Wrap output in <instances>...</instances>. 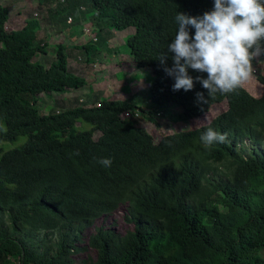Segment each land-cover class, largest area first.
<instances>
[{
	"label": "trees",
	"instance_id": "trees-1",
	"mask_svg": "<svg viewBox=\"0 0 264 264\" xmlns=\"http://www.w3.org/2000/svg\"><path fill=\"white\" fill-rule=\"evenodd\" d=\"M85 1H58L49 16ZM87 1L97 20L95 38L70 50L51 45L49 63L34 59L47 53L36 35L39 18L9 30V10L0 2V264H77L74 256L88 247L95 250L90 264H264V91L257 97L242 85L202 104L196 93L208 98V90L194 79L192 90L173 91L174 78L159 61L176 34L177 12L202 16L214 0ZM129 27L133 32L115 46H124L135 68L154 74L145 90L148 120L173 106L178 112L171 120L185 121L225 102L211 127L225 142L206 145L200 139L206 130L155 141L121 117L143 110L127 94V81L123 99L93 93L83 68L75 67L76 52L84 53L85 67L102 59V49L103 64H118L113 31ZM189 33L194 38L191 26ZM22 62L26 69L17 67ZM172 63L169 57L167 66ZM189 75L207 78L191 69ZM82 89L91 95L80 104L75 95L45 112L37 105L38 94ZM26 135L45 139L44 146L18 144ZM104 158L110 167L99 163ZM121 205L132 229L95 225Z\"/></svg>",
	"mask_w": 264,
	"mask_h": 264
},
{
	"label": "rangeland",
	"instance_id": "rangeland-1",
	"mask_svg": "<svg viewBox=\"0 0 264 264\" xmlns=\"http://www.w3.org/2000/svg\"><path fill=\"white\" fill-rule=\"evenodd\" d=\"M58 1L59 0H0V2H3L9 10V18L5 23V27L9 30L20 29L25 24L27 18L34 20L39 18L41 25L36 31V35L41 44L47 43L44 46L47 53L42 54L41 51H39L34 59H39L44 63H49L51 61V45L64 44L68 46L67 50H70L72 48L70 44L74 45L92 41L90 38H95L93 31L98 27L95 24L97 20L93 14L94 10L91 8L92 5L87 0L85 1L86 4L82 3L74 8H69L65 12H61L60 16L58 14L49 16L50 11H55V6ZM58 17L62 21H58ZM103 24V29L106 30V24ZM74 26L77 27V31L76 29H73ZM80 29H82L81 34L75 36L74 34L78 33ZM132 32V27L126 28L123 31H113L114 37L111 39V46L114 47L115 45L124 44L125 37ZM114 51L122 53L120 56H116L117 61H119L120 58L118 64H112L111 66L103 64L102 62L106 60V52L105 49H102V51L97 54L101 55L102 59L97 60V58H95V62L86 67L84 53L76 52L80 59H78L77 56L75 59L79 60L81 63L79 62L75 67L83 68L82 71L85 74L86 81L89 82L90 86L93 88V93H97L100 98L123 99L126 94L123 92L121 86L127 81L126 84H128V86L125 87L127 94L130 96L134 95L135 101L139 100L136 104L143 110L136 109L134 114L124 112L122 116L134 120L137 125L143 127L148 133H150L155 141L160 140L162 137L169 139H182L194 134L202 133L209 127L213 126L212 118L224 109L225 102L216 103L211 105L206 112L203 111L201 114L192 116L185 121L174 122L171 120L172 114L176 115L178 107L176 110L171 106L170 112L172 114L160 111L158 114L156 113L151 117L155 120H148V114L146 112L144 113L148 108L149 101L146 96V93L148 92L145 90L154 74L149 71L150 68H135L132 55L126 53L124 46H117ZM252 63L254 67L253 76L249 81L245 82L243 86L252 95L258 97L264 91V57L254 59ZM16 65L21 69H26L28 67V64L25 62L17 63ZM70 65H72V63H70ZM119 71L121 73L120 75H117L116 73ZM122 71L125 72V76ZM135 73L138 75L137 77H133ZM78 91H68L60 94L49 92L38 94L37 105L43 110V112H45L55 108L54 101L59 98L61 99V97L67 99L75 98L77 96L79 101L77 103L80 104L82 101H87V96L91 95L90 92L86 93L87 89ZM94 136L96 137L97 134L94 133ZM17 143L29 144L31 147H41L44 146L45 139L26 135L19 138ZM14 145H16V143L10 144V146ZM261 150L264 151V144L261 146ZM124 213L125 206L121 205L108 217H102L95 220V225L98 226L103 224L112 227L118 233H124L126 230L132 229V225L125 222L123 218ZM92 231V226L85 231L83 245H87V237ZM12 253L13 251L11 254ZM262 256H264V251L262 252ZM88 257L95 259V250L90 247L74 256L77 264H90L87 259ZM83 260H85V262H83Z\"/></svg>",
	"mask_w": 264,
	"mask_h": 264
},
{
	"label": "clouds",
	"instance_id": "clouds-1",
	"mask_svg": "<svg viewBox=\"0 0 264 264\" xmlns=\"http://www.w3.org/2000/svg\"><path fill=\"white\" fill-rule=\"evenodd\" d=\"M175 23L176 34L160 56V64L174 78L173 91L192 90L194 79L208 90V98L196 93L202 104H208L218 92H236L252 78L253 60L264 56V0H214L213 10L202 16L177 12ZM189 26L195 29L194 38ZM169 57L171 67L167 66ZM189 69L206 73L207 78H193ZM200 139L211 146L225 142L226 136L209 127ZM99 163L110 167L112 161L104 158Z\"/></svg>",
	"mask_w": 264,
	"mask_h": 264
},
{
	"label": "built area",
	"instance_id": "built-area-1",
	"mask_svg": "<svg viewBox=\"0 0 264 264\" xmlns=\"http://www.w3.org/2000/svg\"><path fill=\"white\" fill-rule=\"evenodd\" d=\"M59 1L63 2L64 0H59Z\"/></svg>",
	"mask_w": 264,
	"mask_h": 264
},
{
	"label": "crops",
	"instance_id": "crops-1",
	"mask_svg": "<svg viewBox=\"0 0 264 264\" xmlns=\"http://www.w3.org/2000/svg\"><path fill=\"white\" fill-rule=\"evenodd\" d=\"M125 54V53H124ZM111 64H114V62L113 63H111ZM106 68V67H105ZM109 69V68H108Z\"/></svg>",
	"mask_w": 264,
	"mask_h": 264
}]
</instances>
